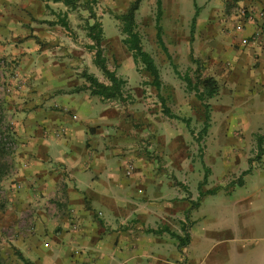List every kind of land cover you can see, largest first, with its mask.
I'll return each mask as SVG.
<instances>
[{
  "label": "crops",
  "instance_id": "obj_1",
  "mask_svg": "<svg viewBox=\"0 0 264 264\" xmlns=\"http://www.w3.org/2000/svg\"><path fill=\"white\" fill-rule=\"evenodd\" d=\"M94 1L123 12L133 0ZM160 3L158 25L171 65L177 70L179 60L172 59L182 56L190 76L198 70L218 84L207 100L210 126L199 143L182 120L163 114L157 90L156 98L145 92L149 79L131 77L144 68L124 43L116 46L117 66L108 62L111 52L104 55L130 94L103 99L89 93L83 72L109 81L93 62L86 24L98 21L107 41V26L117 27L114 15L93 9L77 16L84 7L69 10L61 2L0 0V114L18 145L14 172L0 180V264H197L206 234L194 239L192 233L205 199L220 190L230 195L254 172L253 195L264 187V145L252 159L242 140L264 128V42L250 39L253 24L241 30L238 18L227 16L230 5L264 7V0ZM163 80L159 94L169 107ZM232 119L242 133L229 145L225 164L236 166L223 172L222 184L211 185L220 168L207 161L205 140L210 134L224 140L220 135ZM199 145L196 161L191 150ZM220 240L223 249L226 240ZM259 248L264 264V245Z\"/></svg>",
  "mask_w": 264,
  "mask_h": 264
},
{
  "label": "rangeland",
  "instance_id": "obj_2",
  "mask_svg": "<svg viewBox=\"0 0 264 264\" xmlns=\"http://www.w3.org/2000/svg\"><path fill=\"white\" fill-rule=\"evenodd\" d=\"M199 1L200 0H197V2ZM89 3L95 12L112 14L115 19H117L116 28L113 24L112 26H107L106 34L108 40L106 41L103 36L102 42L105 50L104 53L111 52L113 54L112 55L110 53L108 56L110 66H117V61L119 59H117L118 57H115L116 54L114 53H118V48L116 46H121V44H123L121 22L117 17L122 13V11L120 9H111L106 6L103 7L97 5L94 0H89ZM193 8L194 10L196 9L195 7ZM227 10L228 17H232V15H234L238 18L237 20L240 21L241 30H243L245 27L244 25L247 23L253 24L254 29L251 32V40H263L264 42V35L256 37L254 34L256 31L264 32V17L257 16L259 11L264 12V7H255L253 5L237 6L233 4L230 5ZM79 11L80 12L77 16H88L87 9H80ZM250 11L255 12V16L253 15L252 19H249ZM155 12L156 6H151L149 4V0L140 1L139 7L135 12V22L136 29L140 33L141 46L143 50L148 52L153 57L155 64L159 67L160 77L166 82L162 87L161 93L166 97L167 104L171 108L172 112L180 116L189 117L191 120V126L194 129L199 130L203 121V106L195 95L192 94L194 90L191 91L181 76L175 73L170 60L158 44L154 35L155 30L153 17H155ZM76 17L75 19H77ZM67 21L69 22V20ZM69 23L70 25H76L75 23ZM81 25H83V23H80V26ZM81 30L82 28L79 29V31ZM120 36L121 40L119 41ZM172 60L175 62L179 60L177 64V71L180 75L190 73L188 66H186L187 62H185L186 60H184L182 56H178V59ZM125 66L126 64L124 67ZM143 70V73L142 69L135 70V72H133V76L131 77H135V79L145 78L151 81L152 77L150 74L145 69ZM99 76L101 79H106L102 73H100ZM126 81L127 80H125V82ZM129 90H132L131 87L129 88V84L124 85V92L126 94H130ZM145 92H147L148 95H156V89L153 86ZM156 97L157 96H154V98ZM156 103L157 102H151L150 104ZM139 109H142L141 106H139ZM180 122L183 123L182 121ZM0 125L9 151V153L2 159V162L7 167L6 175H9L12 174L15 169L14 164L18 145L17 141H15L12 135L8 132L11 123L7 117H4V114L3 117L0 114ZM225 128L226 130L224 129V133L220 135H225L223 137L224 140L219 142L217 140V136L219 135L215 134H210L209 138L205 140V144L208 148L206 153L207 161L215 165V168H217V166L220 168L219 171H216L218 172L217 174H212L213 176H211L209 181L211 185L222 184L217 180L221 179V175L226 171L231 174L232 170H234V167L236 166L235 163L225 164V159L228 158V156H226L227 152L229 156H231V150L228 149L231 142H235L240 138V136H237L236 133L241 135V125L237 119H232L225 125ZM242 140L248 143L249 149L247 152L251 155L250 157L254 159L256 157V152L259 150V153L263 149L264 128L252 135L242 137ZM205 144L203 142L204 147ZM200 146L201 145H199L197 149L193 148L194 151L191 150V156L194 157L196 161L201 155ZM217 147L221 149L219 150L220 152L216 149ZM197 165L200 166V163L198 162ZM260 169L263 170V167ZM257 174V172H254L251 174L252 176L248 175L247 177H243L246 180V184L243 187H239L237 184H234V189L231 191L230 195L220 190L218 193L209 195L205 199L206 201L202 203V207L200 208L202 209L201 212L199 210V225L192 233L194 239H198L200 237V235L197 236L198 234H206L202 236V242L198 246L199 252L195 255V261L197 264H235V261L240 264H260L258 259L260 257V252H258V249L260 250L259 247L264 245V187L261 188L258 195H253V191L256 188L254 183V180L256 179L254 176ZM227 184L228 183H223V186H226ZM3 193V189H0V204L2 203L1 201L4 197ZM11 234L12 232L10 235ZM220 238H225L226 240L224 242L225 248L223 249V243L220 244ZM226 238L231 239L228 240ZM212 244H215L216 246L213 248Z\"/></svg>",
  "mask_w": 264,
  "mask_h": 264
},
{
  "label": "trees",
  "instance_id": "obj_3",
  "mask_svg": "<svg viewBox=\"0 0 264 264\" xmlns=\"http://www.w3.org/2000/svg\"><path fill=\"white\" fill-rule=\"evenodd\" d=\"M43 2H61L63 3L69 10H74L78 6L84 7L89 10L90 14H93L92 6L89 3V0L83 1V3H79V0H41ZM141 0H133L127 9L123 11L117 18L121 22V33L123 35L122 42L125 44L127 49L131 51L134 62L136 65L141 64L143 68L150 74L152 77L151 85L158 91L157 96L159 101L161 102L162 112L164 115L169 118L180 119L185 123V126L188 128V131L192 136H194V140L196 142H200L203 137L207 134L208 128L210 126V104L208 103V99L214 97L218 93V84L216 80L212 76H202L198 70L194 71V76H190L189 73L185 75H180V73L174 69L176 74L181 76L187 83L189 89L194 90L196 97L200 100L204 113H203V121L201 128L194 135V130L191 127V120L185 116H179L174 114L169 107L166 106L164 98L159 94L160 86H161V77L160 72L155 64L153 57L143 50L141 46V37L139 31L136 29L135 22V12L139 7ZM48 7V5H46ZM161 15V3L160 0H156V39L158 44L161 46L162 50L166 54V56L170 59V54L168 53L161 34L162 28L158 25V20ZM194 23V18H193ZM61 24L64 27H68L65 19H61ZM87 36L91 39L92 44L88 47L90 49H94V59L93 62L97 66V68L101 71L103 76L109 81L108 84L100 82L97 77L93 74L83 72L82 76L85 81L88 83L87 89L91 95L100 96L103 99H122L124 93V85L125 80L116 73L115 70H110L107 67V58L104 55V47L102 46L103 42V31L101 25L98 21H94L93 23L86 24ZM8 147L6 146V139L3 137V133L0 125V180L6 175V165L2 162V159L6 154H8ZM205 168L203 182H206V179L209 174V169ZM241 183V181H239ZM217 188L207 190L206 192H199V196H203L205 193H214ZM25 264H32L29 261L23 259Z\"/></svg>",
  "mask_w": 264,
  "mask_h": 264
},
{
  "label": "built area",
  "instance_id": "obj_4",
  "mask_svg": "<svg viewBox=\"0 0 264 264\" xmlns=\"http://www.w3.org/2000/svg\"><path fill=\"white\" fill-rule=\"evenodd\" d=\"M253 15L255 16V12L250 11V17H249V19H252V16ZM257 16L264 17V12L263 11H259ZM254 34H255L256 37H259L261 35H264V32H262V31H256Z\"/></svg>",
  "mask_w": 264,
  "mask_h": 264
}]
</instances>
